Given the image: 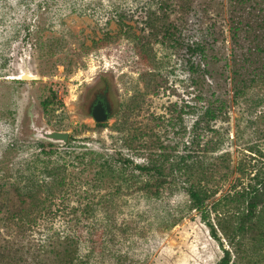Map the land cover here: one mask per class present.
<instances>
[{
  "label": "rangeland",
  "instance_id": "obj_1",
  "mask_svg": "<svg viewBox=\"0 0 264 264\" xmlns=\"http://www.w3.org/2000/svg\"><path fill=\"white\" fill-rule=\"evenodd\" d=\"M241 2L0 0V189L18 186L39 190L43 200L48 196L52 215L40 224L80 231V264H218L226 243L220 233L212 236L213 213H185L188 199L180 191L150 196L148 188L140 189L147 177L136 171L129 184L109 175L103 182L96 178L99 158L106 155L122 154L143 166L161 144L175 156L190 143L196 115L185 113L186 105L198 102L180 44L201 40L212 54L209 92L223 96L229 109L227 122L216 128L232 172L217 186L215 199L234 185L248 188L264 172V84L234 99L229 75L234 55L246 44L241 35L238 43L231 41V16L255 18L264 0ZM144 13L152 17L149 33L137 24ZM23 72L36 79H17ZM98 78L108 81L116 102L101 125L79 104ZM33 128L68 131V142L49 147ZM84 154L86 166L80 164ZM62 163L66 189L50 194L46 170ZM92 203L96 215L71 214L73 206ZM39 229L36 238L44 240Z\"/></svg>",
  "mask_w": 264,
  "mask_h": 264
},
{
  "label": "trees",
  "instance_id": "obj_2",
  "mask_svg": "<svg viewBox=\"0 0 264 264\" xmlns=\"http://www.w3.org/2000/svg\"><path fill=\"white\" fill-rule=\"evenodd\" d=\"M243 1L248 0H242L241 5ZM231 3L234 5L233 1ZM144 14L137 24L143 33H149V18L152 17ZM249 14L245 20L231 14V41L233 44L238 43L241 37L246 40V44L238 48L237 53L240 55H234L229 65L234 99L244 96L255 84H264V10L260 9L255 18L249 17ZM180 45L185 51L188 80L196 92L198 102L197 106L186 105L188 110H184L185 113L191 111L196 115L190 143L181 154L175 156L171 154L173 149L161 144L156 149L159 154L148 158V163L143 166L134 165L132 160L122 154L106 155L99 158V178L96 179L101 181L105 175H109L129 184V176L136 171L141 177H147L143 187L139 188H148L145 191L152 197L160 198L163 192L170 196L179 191L184 193L188 199L185 213L196 211L203 218L210 213L214 214L216 228L208 222L212 236L217 238V233H220L226 243V247L221 244L223 255L218 264H262L264 172L255 174L254 183L248 188L236 190L237 185H234L231 191L215 199L217 186L226 181L232 172L230 154L222 149L223 139L216 128L217 123L227 122L229 109L223 96L209 92L211 84L208 81L215 77L210 69L213 62L209 57L212 54L207 53L206 42L201 40ZM197 57L199 60L196 61ZM224 73L223 70L220 78ZM64 153V157L72 155L71 152ZM87 156L82 155L80 164L82 162L84 166L87 165L83 163ZM46 171L51 181L44 185L45 190L54 194L56 187L66 189L68 173L65 163L55 164ZM136 184L138 182L132 186ZM40 195L39 190L22 191L18 186L0 189V264H80V231L66 227V230L56 231L42 226L40 219L52 213V205L46 204L51 202L48 196L43 200ZM94 206L93 203L85 204L83 208L73 206L71 214L76 216L78 213L85 217L96 215ZM62 211H65V207L61 208ZM39 227L46 232L44 240L36 238Z\"/></svg>",
  "mask_w": 264,
  "mask_h": 264
},
{
  "label": "flooded vegetation",
  "instance_id": "obj_3",
  "mask_svg": "<svg viewBox=\"0 0 264 264\" xmlns=\"http://www.w3.org/2000/svg\"><path fill=\"white\" fill-rule=\"evenodd\" d=\"M79 104L80 107L83 108L85 114L94 122L95 125H101L107 122L116 110V102L113 92L111 91L108 81L104 78H98L92 83L90 89H88L87 92H84ZM104 118L106 119L102 122L97 121ZM32 130L35 138L37 139L40 133L51 131L39 128H33ZM50 144L54 146L55 143L49 142V145Z\"/></svg>",
  "mask_w": 264,
  "mask_h": 264
},
{
  "label": "water",
  "instance_id": "obj_4",
  "mask_svg": "<svg viewBox=\"0 0 264 264\" xmlns=\"http://www.w3.org/2000/svg\"><path fill=\"white\" fill-rule=\"evenodd\" d=\"M17 79L34 80V79H36V77L31 75V74H28L26 72H23L21 75H19L17 77ZM105 119L106 118L101 119V120H97V121L102 122ZM38 139L43 140V141H47L50 143H60V144L64 145L68 142L69 132L68 131L60 132V131L51 130V131H47L45 133H40V135L38 136Z\"/></svg>",
  "mask_w": 264,
  "mask_h": 264
}]
</instances>
